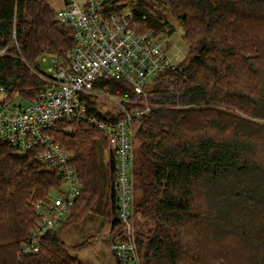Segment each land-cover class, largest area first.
Wrapping results in <instances>:
<instances>
[{"label":"trees","instance_id":"1","mask_svg":"<svg viewBox=\"0 0 264 264\" xmlns=\"http://www.w3.org/2000/svg\"><path fill=\"white\" fill-rule=\"evenodd\" d=\"M118 1L124 7L136 1L135 19L147 16L155 32H175L151 10L155 5ZM156 1L180 21L186 62L142 96L123 83L105 84L130 107H156L138 121L134 141V215L153 225L150 236H137L141 264H264V0ZM50 2L0 0V50L7 48L0 83L13 101L35 102L46 86L34 72L39 58L65 65L75 45ZM90 106L95 110V101ZM62 127L70 129L54 137L73 155L82 184L62 226L92 213L107 183L115 228L114 154L105 171L101 132L84 123ZM62 185L35 152L0 143V264H84L57 231L45 237L39 255L20 256L41 222L36 204Z\"/></svg>","mask_w":264,"mask_h":264},{"label":"built area","instance_id":"2","mask_svg":"<svg viewBox=\"0 0 264 264\" xmlns=\"http://www.w3.org/2000/svg\"><path fill=\"white\" fill-rule=\"evenodd\" d=\"M122 4L118 0H66V7L56 11V20L74 32L75 45L67 64L53 58L47 73L41 68L34 71L46 82L35 102L15 105L0 83V143L18 153L35 152L40 163L57 171L62 189L68 187L58 197L36 204L41 222L22 245V257L40 254L45 237L61 228L81 195L73 155L54 135L70 129L63 128L65 124L84 123L101 132L115 158L118 224L112 227L110 252L119 264H141L137 236L148 235L152 229L144 224L141 232L134 225V141L138 121L156 107L148 103L130 107L135 104L111 95L105 84L123 83L142 96L159 76L180 66L178 55H172L176 46L171 36L150 29L147 16L137 20L132 6ZM6 52L7 48L0 50V56ZM99 99L113 101L118 110H92L90 102Z\"/></svg>","mask_w":264,"mask_h":264},{"label":"rangeland","instance_id":"3","mask_svg":"<svg viewBox=\"0 0 264 264\" xmlns=\"http://www.w3.org/2000/svg\"><path fill=\"white\" fill-rule=\"evenodd\" d=\"M145 3L149 6L155 5L152 11L160 12L164 18L174 26L175 32L171 34V41L175 44V48L172 50V55L177 54L175 57L177 64H182L186 62V57L188 55V47L183 39V30L180 26V21L172 13L166 11L156 0H145ZM51 7L55 11H60L66 7V0H51ZM132 6L136 5L137 2L130 3ZM53 58L50 56H42L38 60V65L44 73H47L50 68L53 67ZM105 99V98H104ZM15 105L24 104L21 100H15ZM95 107L101 112H115L117 111L116 104L111 100L99 99L98 102L95 101ZM235 114V113H234ZM239 116H244L241 113H236ZM109 147L106 144L105 153L103 155V165L104 170L107 171V167L110 161ZM22 154V153H21ZM108 184L106 183V188L104 189L101 199L98 201L92 213H89L87 217L77 222L76 219H68L67 223L57 230L55 234L66 243V245L71 250V254L82 261L84 264H116V260L113 258L110 252L111 242L114 239V234L112 231V214L110 211V198L107 191ZM68 189L65 186L62 190L66 191ZM58 190L53 192V197H58ZM68 216V215H67ZM67 218V217H66ZM65 218V220H66ZM147 224L141 217L136 216L135 218V228L141 232H144L143 226ZM149 224V223H148ZM153 230V225L149 224V230ZM146 232L148 230L146 229ZM141 234V233H136ZM143 236H150L143 235ZM80 244H85L84 247L79 249ZM240 250V249H238ZM142 263V262H141Z\"/></svg>","mask_w":264,"mask_h":264},{"label":"crops","instance_id":"4","mask_svg":"<svg viewBox=\"0 0 264 264\" xmlns=\"http://www.w3.org/2000/svg\"><path fill=\"white\" fill-rule=\"evenodd\" d=\"M116 264H119V263L116 261Z\"/></svg>","mask_w":264,"mask_h":264}]
</instances>
